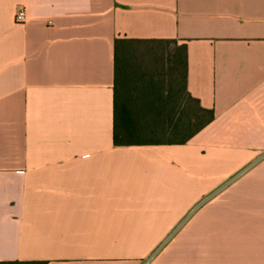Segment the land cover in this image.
<instances>
[{"label": "crops", "instance_id": "crops-1", "mask_svg": "<svg viewBox=\"0 0 264 264\" xmlns=\"http://www.w3.org/2000/svg\"><path fill=\"white\" fill-rule=\"evenodd\" d=\"M117 39L185 49L214 120L115 144ZM42 260L264 264V0H0V262Z\"/></svg>", "mask_w": 264, "mask_h": 264}, {"label": "trees", "instance_id": "trees-1", "mask_svg": "<svg viewBox=\"0 0 264 264\" xmlns=\"http://www.w3.org/2000/svg\"><path fill=\"white\" fill-rule=\"evenodd\" d=\"M118 42L117 39L115 144H183L214 120L215 111L201 106L184 88L185 49H165L159 45L158 49H143L146 59L140 62L132 61L130 53L120 61L121 50H130L118 49ZM0 264H48V261Z\"/></svg>", "mask_w": 264, "mask_h": 264}, {"label": "rangeland", "instance_id": "rangeland-1", "mask_svg": "<svg viewBox=\"0 0 264 264\" xmlns=\"http://www.w3.org/2000/svg\"><path fill=\"white\" fill-rule=\"evenodd\" d=\"M143 50V49H142ZM251 176H243L236 179V180H231L223 183L221 186L222 189H256L260 188L261 182H256V181H247L246 178L253 177L254 179L260 178V174L262 173L261 167H252L249 172Z\"/></svg>", "mask_w": 264, "mask_h": 264}, {"label": "built area", "instance_id": "built-area-1", "mask_svg": "<svg viewBox=\"0 0 264 264\" xmlns=\"http://www.w3.org/2000/svg\"><path fill=\"white\" fill-rule=\"evenodd\" d=\"M26 20L25 9L20 7L15 13V22L22 23Z\"/></svg>", "mask_w": 264, "mask_h": 264}]
</instances>
